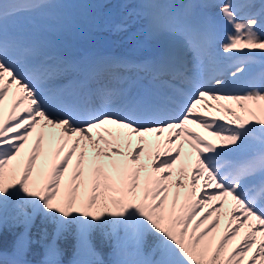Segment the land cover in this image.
Returning a JSON list of instances; mask_svg holds the SVG:
<instances>
[{
    "label": "snow or ice",
    "instance_id": "snow-or-ice-1",
    "mask_svg": "<svg viewBox=\"0 0 264 264\" xmlns=\"http://www.w3.org/2000/svg\"><path fill=\"white\" fill-rule=\"evenodd\" d=\"M74 7L0 0V264H264V0L124 5L143 61Z\"/></svg>",
    "mask_w": 264,
    "mask_h": 264
},
{
    "label": "rangeland",
    "instance_id": "rangeland-1",
    "mask_svg": "<svg viewBox=\"0 0 264 264\" xmlns=\"http://www.w3.org/2000/svg\"><path fill=\"white\" fill-rule=\"evenodd\" d=\"M112 6H113V2H111L107 5V7H109V8H111ZM72 16H73L74 21H78L77 20L78 18L76 17L77 15H72ZM77 26H79V23ZM81 39L90 40V42H88L89 45L101 43L102 45L100 46V50H104L106 48L111 49L108 47L107 43L102 42V41H98L99 39L92 40L93 39V33H91L90 28H87V26H84V25L77 27L76 29H74L70 33H65V34L59 36L57 38V43L59 46H63V48L68 47V49H75V48H79V46H81L80 42H79L80 45L78 44V41H82ZM117 39L120 40V43L118 42V40H116V38H114L113 39V42H114L113 44H115L114 49H118L121 51H127V52H130L131 54H133L135 56L146 55L149 51H151L155 48L154 45L148 44V43L144 44L143 46H138L136 43L130 42L128 40V33H121V36H117ZM201 110H203V109H201ZM237 112L240 115H246V113L241 112L239 109H237ZM192 127L195 131H199V132H201L202 135H206V133H204L202 129L196 128L195 126H192ZM66 247H67V251H66L63 259H64L65 264H68V262L72 258V251H71V245L70 244H67ZM102 252L106 253V248L103 249ZM105 259H107L106 255H105Z\"/></svg>",
    "mask_w": 264,
    "mask_h": 264
},
{
    "label": "trees",
    "instance_id": "trees-1",
    "mask_svg": "<svg viewBox=\"0 0 264 264\" xmlns=\"http://www.w3.org/2000/svg\"><path fill=\"white\" fill-rule=\"evenodd\" d=\"M37 223H39V220H37ZM33 231H35V229H33ZM71 243H72V241H71V239H69L68 244L71 245ZM35 251L40 252L42 250L37 246ZM102 251H103V249H102ZM106 252H107V249H106ZM29 259L38 260V259H40V256L39 255L29 256Z\"/></svg>",
    "mask_w": 264,
    "mask_h": 264
},
{
    "label": "bare ground",
    "instance_id": "bare-ground-1",
    "mask_svg": "<svg viewBox=\"0 0 264 264\" xmlns=\"http://www.w3.org/2000/svg\"><path fill=\"white\" fill-rule=\"evenodd\" d=\"M226 225V220L225 218H221V231L223 230L224 226Z\"/></svg>",
    "mask_w": 264,
    "mask_h": 264
}]
</instances>
